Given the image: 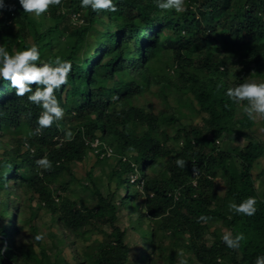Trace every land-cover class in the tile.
<instances>
[{
	"label": "trees",
	"instance_id": "1",
	"mask_svg": "<svg viewBox=\"0 0 264 264\" xmlns=\"http://www.w3.org/2000/svg\"><path fill=\"white\" fill-rule=\"evenodd\" d=\"M6 3L10 7L0 10V46L11 54L35 43L42 60L71 61L68 81L56 96L64 114L79 122L71 139L59 133L58 121L38 129L40 109L26 99L28 94L16 96L7 82L0 85V135L10 140L2 143L0 136V248L5 249L0 264H130L125 229L117 224L119 206L136 211L130 227L141 233L140 245L151 243L149 254L139 253L138 264H157L153 253L166 256L165 264H174L176 257L187 264H251L264 254V187L252 216L229 211L225 201L240 203L253 197L257 181L264 184V146L247 131L251 120L242 105L224 95L226 88L250 80H234L224 54L264 76V0H185L181 12L160 10L155 0H117L116 11L99 14L81 8L79 0H61L40 17L23 13L16 0ZM216 50L221 58H214ZM145 91H155L165 107L171 92L186 95L189 115L200 117L209 134L198 136L191 122L169 133L167 126L180 120L179 114L148 111L135 103ZM225 134L248 141L225 148ZM55 135L64 137L59 146ZM24 141L35 149L21 151ZM86 151L96 152L101 164L114 159L107 172V184L115 181L114 188L108 187L107 195L96 188L93 207L66 194H56L55 201L57 187L51 184ZM43 156L52 161L50 169L36 164ZM177 158L186 161L184 168L176 166ZM217 177L226 186L224 196L214 190ZM15 189L29 194V201L38 198L75 239L86 241L92 232L104 234L103 239L87 255L75 245L71 262L59 247L66 235L56 237L50 252L40 240L34 242L39 251L32 242L14 247V235L26 222L16 216L19 209L10 210ZM121 189L126 195L120 196ZM6 215L8 224H1ZM211 222L233 235L242 233L240 247L227 248L223 234L210 230ZM32 232L37 233L33 225ZM205 234L212 240L204 241ZM165 237L175 238L168 252ZM178 247L188 255L183 257Z\"/></svg>",
	"mask_w": 264,
	"mask_h": 264
},
{
	"label": "rangeland",
	"instance_id": "2",
	"mask_svg": "<svg viewBox=\"0 0 264 264\" xmlns=\"http://www.w3.org/2000/svg\"><path fill=\"white\" fill-rule=\"evenodd\" d=\"M31 15V14H30ZM50 21H48L49 23ZM90 41L93 40V38L88 37ZM29 42H31L30 38H27ZM220 50L215 51V59L221 58ZM87 52H85V55ZM226 56L224 54V58L226 60V66L231 71L232 75L235 77L234 80L238 79H246L249 81H253L256 83L264 82V76L260 74H256V70L252 65L246 64L243 60L239 59L238 57H234L235 55L227 54ZM253 74V75H251ZM255 74V75H254ZM156 89V88H154ZM153 92H146L142 97L138 99L137 103L138 105L144 107L148 111H154L157 112L158 110H163L169 113H174L176 115L179 114L180 120H178L175 124L172 126H167V130L169 133H173L176 129H178L182 123L184 122H191V124H195L194 127L197 128L200 132L198 136L207 135L209 134V127L206 124H202V120L198 116H192L189 115L190 110L188 109L189 100L187 99L186 95H182L180 93L176 94V92H171L167 96V107L164 105V101L161 100L156 94ZM182 105V106H181ZM184 106V107H183ZM186 106V107H185ZM179 110V111H178ZM78 120L71 119L68 115L64 114V117L58 121V126L60 127V134L65 133L66 131L70 130L73 132V130L76 129ZM198 124V125H197ZM251 131L253 137L257 138L264 146V118L257 117L255 120H251L250 128L247 131ZM53 134V132H51ZM51 133L47 134V137L51 135ZM38 135H40V132H37ZM1 136V142L4 143L9 140V135L3 134ZM236 138H233V136H230L229 134H225L223 137V145L225 148H229L231 145H244L247 143L248 138L247 136H235ZM34 140V138H33ZM57 140V146L61 145V143L64 140V137L56 135L53 137V142L56 143ZM10 141V140H9ZM37 143H40L39 141H36ZM220 143L222 141L220 140ZM97 141L93 142L92 146H96ZM27 145V147H26ZM13 144H9L7 147H12ZM46 147V145H45ZM21 151H24L26 149H30V151H33L35 148L33 146H30L27 141H24L23 144L20 146ZM47 150V149H46ZM97 149L95 148V151ZM1 151V150H0ZM107 151H110V149H107ZM96 152L93 151L91 153L90 151H86V154L83 156L81 160H75L72 162H69L66 164L67 168L63 169L59 176L55 179V182L51 184V187L56 188L54 190L53 196L55 197L56 201V194L60 195H69L70 198H75L77 200H82V203L89 207H93L96 205L98 201V195L95 192V189L97 188L103 195H107L108 187L110 190H112L115 186V181H111L109 184H107V172L111 168V166L114 164V159L108 157L107 162L104 164H101L100 161L97 160V156L95 154ZM112 153H114L112 151ZM264 157V152L262 154ZM264 160V159H263ZM88 173L90 174V177L88 176ZM254 177H256V170L253 171ZM86 187H84V186ZM66 187V190H62V187ZM138 186L134 187L137 189ZM264 187L263 181H257L256 186L254 190L252 189L253 197L257 199L260 198V194L262 193V189ZM214 190L220 195L224 196L226 193V186L223 182V179L221 177H217L214 179ZM120 196L126 195V193L121 189L118 191ZM117 194V195H119ZM115 196V201L117 204H119L118 197ZM119 196V197H120ZM29 194L26 195L25 192L19 189H15L14 194L10 198L11 205L10 210H15L19 212L16 216H20L23 219H26V222L22 223L23 227L21 229H18V234L14 235V247L15 243L24 244L25 242H35V236L40 233H43L44 238L40 240V244L48 246V251H54V248H52V242L56 240V237H61L66 235L65 243H60L59 247L62 248L61 253L63 254L64 258L71 262L75 261L74 258V247L75 245H79L81 248L80 252L82 255H87L88 253L92 252L94 250V247L97 245L98 241L103 239L104 234L102 233H96L92 232L90 235V238L86 241L79 240L78 238L75 239V237L72 234H68L67 231L55 220L54 214L44 205L41 203L38 204V198L28 200ZM36 197V196H35ZM226 204L229 205L231 202L229 200H225ZM30 202V203H29ZM40 205V206H39ZM229 211L231 209L229 206L227 207ZM33 214V215H32ZM136 211L134 213L130 214L128 211L127 206H119L118 207V221L117 224L125 229V235H124V242L129 247V262L130 264H138L137 257L140 252L144 254H149L151 250V243H146L140 245L142 242V236L141 233L137 229H133L130 227V219L136 216ZM10 219L9 215H6L5 218H1V224H8V221ZM210 230H215L216 232H220L224 234L226 231H228L225 227H223L218 222H211ZM31 225V226H30ZM32 225L35 226L37 229V233L32 232ZM106 231H109L108 228L104 227ZM13 238V237H12ZM73 240H75V244L73 243ZM175 238L174 237H165L162 240L163 246L166 248V252L169 251V249L173 248L176 243H174ZM212 238L209 234H205L204 241L209 242ZM11 244V239L8 240ZM36 247V251H39L38 244H33ZM14 251V250H13ZM178 253H181L184 256L188 254H184L182 252V249L180 247L177 248ZM19 253V252H18ZM21 254L19 253V256ZM153 257L155 258V261L157 264H165L166 263V256H159L157 253H153ZM189 260H192V256H189ZM20 259V258H19ZM21 260V259H20ZM174 264H179V258L176 257L174 260ZM189 264H192L191 261ZM221 264H226L225 262Z\"/></svg>",
	"mask_w": 264,
	"mask_h": 264
},
{
	"label": "clouds",
	"instance_id": "3",
	"mask_svg": "<svg viewBox=\"0 0 264 264\" xmlns=\"http://www.w3.org/2000/svg\"><path fill=\"white\" fill-rule=\"evenodd\" d=\"M60 2L61 0H16L23 13L34 17L47 13L50 6L58 5ZM116 3L117 0H79L81 8L91 9L97 14L100 10L116 11ZM155 3L160 10L181 12L184 10L185 0H155ZM8 7L10 5L6 0H0V10ZM71 69V61L66 59L56 57L51 62L42 60L39 47L35 43L16 49L11 54L5 47L0 46V85L7 82L8 88L16 96L23 97L28 94L26 99L40 109L36 118L38 129L48 128L64 117L65 110L61 107L56 92L67 83ZM224 95L233 103L241 104L242 111L248 119L255 120L258 116L264 118V82L245 81L226 88ZM65 136L71 139L73 133L68 130ZM36 164L45 170L52 167V161L47 156L36 160ZM175 164L178 168H184L186 161L177 158ZM193 172L195 173V170ZM256 203V198L250 196L240 203L231 202L229 208L236 214L252 216L257 210ZM198 219L207 221L208 218L201 216ZM43 238V233L35 236L36 240ZM242 239H244L242 233L233 235L231 231H226L221 236L222 242L229 249H238ZM4 250L0 248V255ZM179 264H187V261L181 259ZM251 264H264V254L257 255Z\"/></svg>",
	"mask_w": 264,
	"mask_h": 264
}]
</instances>
